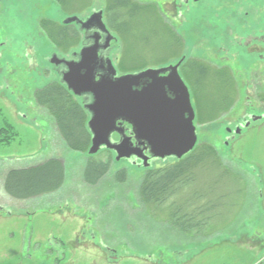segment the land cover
<instances>
[{"label": "rangeland", "instance_id": "1", "mask_svg": "<svg viewBox=\"0 0 264 264\" xmlns=\"http://www.w3.org/2000/svg\"><path fill=\"white\" fill-rule=\"evenodd\" d=\"M133 1L154 10L143 11L122 27L132 30L129 35L120 33L112 43L114 66L123 65L121 71L131 74L176 65L184 56L187 61L196 58L214 68H230L238 92L230 112L214 123L199 124L198 104L192 97L198 145L214 146L224 165L246 183L216 182L214 172L200 177L193 188L211 191L213 201L205 213L209 219L200 227L203 234H196L194 225L190 233L182 232L170 222L167 205L153 210L140 197L148 169L165 167L174 159L153 160L146 169L137 160L118 162L111 152L108 173L96 185L87 184V163L106 161L108 150L91 156L70 149L51 112L35 98L40 89L60 82L48 62L50 54L70 57L80 50L83 33L75 47L63 52L49 41L40 23L52 19L61 24L74 15L85 19L107 9V0H84L70 14L54 0H0V124L6 135L12 134L6 137L8 145H0V264H264V123L226 143V128H234L247 104L264 106V62L258 56L253 59L252 52L248 59L242 54L246 50L229 41L264 36L263 0L252 5L249 0H208L185 8L182 20L174 19L177 13L168 2L182 0ZM165 23L182 36L181 51L172 45L175 41ZM248 24L260 25L261 32L248 35V27H253ZM77 27L71 26L78 32ZM75 100L83 105L82 99ZM50 158L65 165L59 190L28 200L7 195L4 181L9 170Z\"/></svg>", "mask_w": 264, "mask_h": 264}, {"label": "trees", "instance_id": "2", "mask_svg": "<svg viewBox=\"0 0 264 264\" xmlns=\"http://www.w3.org/2000/svg\"><path fill=\"white\" fill-rule=\"evenodd\" d=\"M54 1L63 12L70 14L73 13L71 10L84 0ZM106 10L111 25L115 26L112 27L124 36L129 35V31L132 30L131 26L122 28L130 23L129 20L133 21L142 15L143 11L152 12L154 7L141 6L133 0H107ZM40 26L50 42L63 52L70 51L69 49L75 47L80 41L79 33L71 26H62L52 19L42 20ZM167 31L176 42L172 45L181 51L183 39L176 36L168 27ZM122 67L123 65H120V69ZM182 72L188 78L184 77L185 80H188L193 88V98L198 104L197 121L199 124L214 123L234 107L238 92L230 68H214L201 60L192 59L185 63ZM35 98L37 103L47 107L55 118L57 129L66 145L74 151L88 153L91 146V133L87 127L89 115L66 86L58 81L52 82L37 91ZM6 130L9 132L8 129ZM6 137H12V134L9 132L6 135L0 124V145H8ZM107 154L109 158L106 161L89 160L85 167L87 184L96 185L108 173L111 167V152L107 151ZM170 159L175 161L165 167L148 169L141 185L140 197L153 210H159L161 206L167 205L166 210H169L170 222L182 232L190 233L194 225L198 229L196 234H203L200 227L209 219L205 213L208 212V207L213 201H209L211 191L205 192L193 188L200 177L214 172L216 182L222 179H232L234 183L238 181L244 183L245 179L239 173L227 168L219 152L207 143L197 145L191 153L180 160ZM64 180L63 161L50 158L35 166L9 170L4 181V190L9 197L15 200H28L59 190ZM194 205L198 206L194 209ZM211 207L215 209L216 203ZM192 221L193 224H191Z\"/></svg>", "mask_w": 264, "mask_h": 264}, {"label": "water", "instance_id": "3", "mask_svg": "<svg viewBox=\"0 0 264 264\" xmlns=\"http://www.w3.org/2000/svg\"><path fill=\"white\" fill-rule=\"evenodd\" d=\"M93 22L100 23L101 32L110 35L102 12L93 14L85 23L78 16L64 20V24L76 23L85 28ZM109 37L108 42L113 38ZM98 50L95 45L82 48L78 61L61 59L57 54L50 61L67 67L62 83L70 92L79 97L92 96L85 105L92 137L88 154L96 155L105 148L115 153L118 162L136 158L149 168L152 159L180 160L191 153L197 146L198 134L191 92L179 71L183 60L176 65L116 77L117 70L108 59V74L97 81ZM124 123L131 126L132 135H126ZM113 134L119 135L120 140L114 141Z\"/></svg>", "mask_w": 264, "mask_h": 264}, {"label": "flooded vegetation", "instance_id": "4", "mask_svg": "<svg viewBox=\"0 0 264 264\" xmlns=\"http://www.w3.org/2000/svg\"><path fill=\"white\" fill-rule=\"evenodd\" d=\"M204 1H207V3H208V0H182L181 3H176V1H172V2L168 1V2L173 6L174 11L177 13L175 15L173 14L174 19L177 18V19L182 20V18L184 17V13L188 12V10L185 9V8L193 9L195 6H197V5L199 6ZM258 1H261V0H258ZM252 3H254V0H249V5L250 4L252 5ZM263 5H264V0H263ZM141 6H151V7H154V6L148 5V4H141ZM204 8H207V6L205 5ZM236 8H238V7H236ZM260 11H263L264 12V6H263V8ZM97 12H102V19H103L104 25L106 26V29L109 31L110 35L113 38H111V40L108 42V38H110L109 37L110 35H108V34H106L104 32H101V30L99 28L100 23H98L99 25L96 22L89 23L88 24V28H85L84 26L81 27V25L76 24V23L64 24V20H63L60 25L66 26V27L77 25L78 26L77 29H79L78 30V33H80V34L83 33V39L81 40V48H80L79 51L72 52V55L70 57H68V56L67 57L61 56L60 54H58L56 52L51 53L50 54V57L48 59V62L49 63H51L50 61H51L52 56L54 54H57L59 56V58H61V59L64 58V59H67L68 61H78L79 60L78 54L80 53V51H81L82 48L88 47V46H94L95 45V46H97L99 48L98 54H99V58H100V64H99V67L100 68L97 71L96 80L98 81V80H100L101 77H104V76H106L108 74V72L106 70L107 67L105 68V66H106V63L105 62L108 61V59H110L112 61V59L110 57L111 51L113 49L112 43H114V42H116L118 40V37H116V36H119V33L117 32V30L115 28H113L115 26L109 24L110 23V20L108 19L107 10L106 9L105 10L93 11L92 15L95 14V13H97ZM189 12H190V10H189ZM248 13H249V10L245 12V15H247ZM92 15H90L89 17H87L85 19H81V20H83L84 23H85V22H87V20H89V18ZM107 22H109V23H107ZM248 25L249 26H252L253 24H248ZM168 26L169 25L166 24V27H168ZM258 26L260 28V25H258ZM229 28H231V27L229 26V24H227L226 25V29L228 30ZM259 28H257L254 25L251 28L248 27L247 32H250V33H248V35L252 36V33H253V35L254 34L255 35H258V32H261V29H259ZM251 29H253V30H251ZM171 31L173 33H175L176 36H178V37L181 36L176 31H173V30H171ZM242 32H245V31H242ZM236 36L237 37H240L237 34H236ZM261 38H262V40H260ZM261 38H258L256 36L254 38L249 39V40H246L244 38H233V39H229V41H231V43L233 45L232 47H236V46L238 47L240 45L239 48H241V49L243 48L244 51L246 50L245 53H242V54H244V56L247 57L248 59H251L252 56H253V59L258 56L259 57L258 59H260V61H263L264 62V36H262ZM236 40H237V42H236ZM241 40H244L245 42L244 41L242 42ZM174 44H176V42ZM250 49H252V51ZM239 50H237V52H236L237 55L240 54ZM249 52H252L253 53L252 56L249 54ZM234 58L237 59L238 57L237 56H234ZM194 59L195 60H198L196 58H193V60ZM190 60H192V59H190ZM180 61H182V63L180 65L179 71H180V75L182 76V78H184L182 71H183L184 65H185V63H186L187 60H186L185 57H183V58H181L178 61V63ZM249 62H251V60ZM249 62H247V63H249ZM112 63L114 64L113 61H112ZM52 65L54 66L55 72L58 75V78L60 80V83L63 84V85H65L64 83H62V77H63V74L67 71V67L64 64L58 65V66L57 65H54V64H52ZM163 67H167V66H163ZM116 70H117V76L116 77H120V76L129 74V73H125L124 74L121 71L120 67H119V69L116 68ZM142 71H144V70H142ZM142 71H140V72H142ZM140 72H135V73H131V74H136V73H140ZM183 80L185 81L186 85L188 86V88H189V90L191 92V99H192V97H193L192 90L190 89L189 85L187 84L185 78ZM72 95L74 97L80 98V100L82 99V101H83L82 103H83L84 109H85V105L89 104L92 101V96L91 95H88V94H85V95L80 96V97L79 96H75L74 94H72ZM262 99L264 100V98H262ZM192 103H193V101H192ZM263 107L257 108L255 106H252L250 104H247L245 106V109H244L243 113L237 117V119H236L237 120L236 121L237 123L234 124V128H231V127H227L226 128V131L229 134L228 137L226 138V140H227L226 143L229 144L230 142H233L234 140H236V135H237V137H239L241 134H243V130H251L254 127L258 126L259 124L264 123V112H263L264 111V108ZM195 113H196V110H195ZM88 115H89V118H90V114L89 113H88ZM196 119H197V117H196ZM196 122L197 121L195 120V125H196ZM122 127L126 130V135L127 136L132 135V128H131V126H129L128 124L124 123ZM196 129H198L197 125H196ZM198 137H199V135H198ZM112 138H113L114 141H119L120 140V136L117 135V134H113ZM146 154L149 155L148 152H146ZM131 160L140 161V160H138L136 158H132ZM150 161H153V159L150 160Z\"/></svg>", "mask_w": 264, "mask_h": 264}]
</instances>
